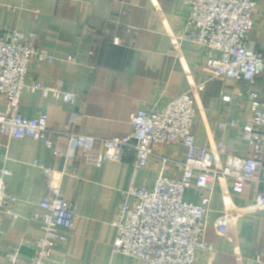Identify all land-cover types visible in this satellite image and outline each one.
<instances>
[{
	"label": "crops",
	"instance_id": "obj_1",
	"mask_svg": "<svg viewBox=\"0 0 264 264\" xmlns=\"http://www.w3.org/2000/svg\"><path fill=\"white\" fill-rule=\"evenodd\" d=\"M185 0H0V31L15 29L33 33L34 45L53 57L31 59L27 83L74 93L75 105L46 97L42 91H25L20 113L27 118L49 117L53 145L31 138L16 139L0 133V171L6 167L8 192L16 197L12 213L0 220V264H10V249L20 251L29 263L43 235L39 217L46 197L41 166L61 173V196L77 206L75 229L61 227L67 241L55 247L47 264H139L113 253L116 222L125 191L152 189L168 176L181 179L187 149L181 144L156 145L147 169L134 171L135 156L120 162L104 161L98 167L86 163L82 149L73 146L70 134L119 137L132 132L131 116L140 110H159L192 87L197 118L193 134L198 146L225 148L228 155L252 156L243 129L252 118L244 83L212 78L203 68L201 46L174 37L183 29L188 13ZM256 26L248 40L264 54V0L255 9ZM254 90L264 103V75ZM7 98L0 97V111ZM235 122L236 125L232 126ZM226 123L224 131L218 125ZM62 132H67L63 134ZM60 133V134H59ZM168 158V161H164ZM260 178L264 181V171ZM261 184L248 183L241 193L229 181L215 186L205 240L213 251H200L196 264H264V209H252ZM184 200L198 203L200 196L187 189ZM133 204L134 198L129 199ZM226 203L238 215L226 220Z\"/></svg>",
	"mask_w": 264,
	"mask_h": 264
},
{
	"label": "built area",
	"instance_id": "obj_2",
	"mask_svg": "<svg viewBox=\"0 0 264 264\" xmlns=\"http://www.w3.org/2000/svg\"><path fill=\"white\" fill-rule=\"evenodd\" d=\"M25 4L21 8L27 6ZM188 7L183 29L174 39L181 43H195L205 51L203 68L212 78L232 79L244 83L252 118L243 129V139L253 153L249 158L228 155L222 143L214 148L196 144L193 125L197 116L195 95L204 84L192 87L183 95L169 101L159 110H140L131 116L132 132L119 137H99L92 134H70L73 146L82 149L86 163L100 167L104 161L120 162L124 155L135 156L134 171L147 169L150 158L156 155V145L181 144L187 154L181 179L164 176L152 187L137 188L132 183L125 191V201L116 222L118 229L113 244L114 254L127 255L139 264H196L200 251H213L205 240L208 215L215 186L229 181L235 192L241 193L248 183L261 184L264 171V103L254 90L259 76L264 75V54L248 40L256 26L255 9L259 0H185ZM35 35L15 29L0 31V97L7 98L6 111H0V133L10 138H31L53 145L49 117L40 114L27 118L20 113V101L25 91H42L75 105L74 93L47 87L42 82L27 83L31 59L41 62L53 60L46 51L34 45ZM236 123L233 122L232 126ZM228 125H218L224 131ZM66 134L67 132H62ZM60 134V133H59ZM168 158H164V161ZM45 175L46 197L41 201L44 213L43 235L36 243V251L27 264H47L55 247L63 245L67 237L59 233L61 227L75 229L79 212L75 203L61 196L62 174L41 166ZM11 171H0V220L12 213L16 197L8 192L6 178ZM187 189L199 194L198 203L184 200ZM134 198L133 204L129 199ZM252 209H264V191ZM238 215L236 208L225 205L224 216L231 220ZM10 264H22L19 249L6 255Z\"/></svg>",
	"mask_w": 264,
	"mask_h": 264
}]
</instances>
